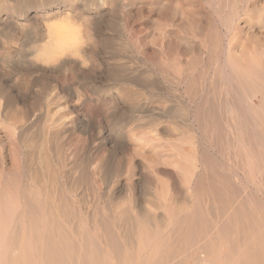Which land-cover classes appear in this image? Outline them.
I'll return each mask as SVG.
<instances>
[{
	"label": "rangeland",
	"instance_id": "obj_1",
	"mask_svg": "<svg viewBox=\"0 0 264 264\" xmlns=\"http://www.w3.org/2000/svg\"><path fill=\"white\" fill-rule=\"evenodd\" d=\"M251 1L254 17L242 24L243 34H217L222 46L213 55L207 47L210 35H196L188 27L192 20L203 18L205 23L204 16L212 15L207 0H131L128 5L124 0H0V184H5L1 190L15 195L23 186L35 187L37 193L62 187L68 189L77 211L93 214L97 221L101 214L116 215L123 208L163 213L161 188L168 180L158 173L162 167L174 174L180 194H194V183L186 177L187 163L194 159L184 154L199 139L204 147L212 145L216 162L224 163L228 146L222 141L217 147L211 131L199 129L193 116L197 102L189 101L184 81L199 79L203 91L218 95L221 87V96H226L234 71L225 60V45L231 43L237 54L248 58L246 62L264 53V24L257 18L264 16V0ZM160 4L166 8L171 4L167 12L177 7V16L166 12L163 16L156 9ZM261 79L255 88H264V75ZM254 92L247 95L250 99L242 97V106L247 103L261 113L264 101ZM251 115L249 126L255 133L262 126ZM235 116L232 121L239 130L245 122ZM48 162L60 175L56 183ZM95 232L104 249L103 231Z\"/></svg>",
	"mask_w": 264,
	"mask_h": 264
},
{
	"label": "bare ground",
	"instance_id": "obj_2",
	"mask_svg": "<svg viewBox=\"0 0 264 264\" xmlns=\"http://www.w3.org/2000/svg\"><path fill=\"white\" fill-rule=\"evenodd\" d=\"M124 1L125 5H128L131 0ZM206 3L211 6L212 15L204 16L205 23L201 22L203 18L200 21L199 19L198 21L192 20L188 27H191V31L196 35H207L206 38L210 35L207 47L210 46L212 54L216 55L221 51L222 46L220 36H218L221 35L220 32L242 33L244 28L242 24L247 23L248 17L253 12L250 8L252 1L220 0L218 3H213V0H207ZM163 5L160 4V7L156 8L163 16L166 13L175 14L177 7L175 10L171 9L170 12H167L170 6L167 5L166 8V5ZM253 17L251 16V18ZM215 18L220 21L219 24L215 23ZM257 18H261L262 24H264L263 15L257 16ZM186 25L189 24L186 23ZM220 27H223V30ZM240 45L242 46L241 43ZM225 46H227L225 60L227 64H231L234 71L229 77L234 86L231 84L230 87H226L224 91L226 96H221V87L218 95L217 92L211 94L203 91V83L199 79L184 81V91L189 95V101L197 102L194 104L193 116L200 127L199 129H209L211 135L216 138L217 147L222 141L225 142L223 143L226 144L225 146H228V149L225 148L226 151L228 150V154L224 163L218 160L216 162L210 151L212 145L204 147L205 145L203 144V146L199 139L196 141L197 145L194 144L193 150L191 151L189 148L190 150L184 154L187 155V158L192 155L193 157H191L194 159V161L189 159L190 162L187 163V167L185 166L188 169L186 177H190L194 183L192 188L194 194L185 196L180 194L176 177L172 172L163 170L162 167L158 173L168 180L167 183L166 181L162 182L161 188V195L164 196L161 206L164 210L163 213L153 212L150 214L141 210L132 212L131 209L123 208L116 215L106 213L105 216H102L101 214L102 218L97 221L94 220L93 214L90 217L77 211L74 201L67 195L68 189L62 187H57V190L55 188L38 189L37 193L32 190L35 187L23 186V189H21L22 187L14 189L16 190L14 195L10 189L3 191L4 189L0 188V264H264V105H262L261 113L259 109L257 110L259 112L252 111V107H249L247 103L242 106L244 101L242 97L247 98L249 92L255 91L256 95L259 93L264 101L262 85L260 86L262 88H255L257 80L259 83H261L259 79L263 80L261 77L264 72L260 71L264 68V51H261L263 54L256 59L252 57V61L246 62L248 58L245 55L237 54L238 52L236 53L231 43ZM213 87L217 88V83H214ZM237 113L241 118L243 117L245 122L242 123L243 126L239 130L234 128L232 121L233 114L238 116ZM250 114H253L251 116L256 117L258 120L256 122L262 126L259 128L255 125L258 127L255 128V133L249 126ZM6 115L8 114L6 113ZM3 117L5 118V116ZM151 133L154 135V132ZM180 153L182 156L181 150ZM217 153L220 154L218 149ZM170 156L173 155L170 154ZM154 158L151 159V164H155ZM170 159H172L171 161L176 160ZM48 164L54 177V179L51 178V181L56 183L60 175L54 166L52 168L51 163L48 162ZM44 166H47L46 159ZM157 166L154 165L156 169ZM154 167L150 166L151 170ZM197 167H200L201 170L196 171ZM191 174H195L194 177ZM2 176L0 175L1 178ZM35 176L33 178H36ZM92 222L95 225H90ZM99 229L103 231V242L106 245L104 249L99 243L98 236L100 235H96L95 232ZM130 239L136 240L135 243H132Z\"/></svg>",
	"mask_w": 264,
	"mask_h": 264
}]
</instances>
